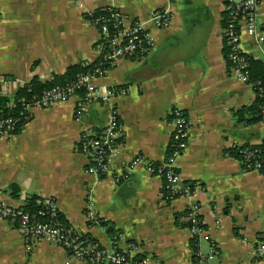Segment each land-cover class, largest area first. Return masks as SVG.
<instances>
[{
	"label": "crops",
	"instance_id": "0c3cea01",
	"mask_svg": "<svg viewBox=\"0 0 264 264\" xmlns=\"http://www.w3.org/2000/svg\"><path fill=\"white\" fill-rule=\"evenodd\" d=\"M224 0H85L87 8L116 7L131 21H147L155 10H169L165 29L148 26L155 49L144 62L123 59L92 84L127 89L113 102L123 127L122 145L100 176L86 172L80 150L83 132H100L107 108L90 104L75 120L80 94L71 100L35 108L23 130L0 139V197L24 207L32 197H54L61 214L77 232L112 250L108 233L91 224L95 212L123 235L122 249L138 244V255L162 264H194L190 233L184 226L189 203L199 214L219 256L210 264H264V175L244 172L233 145L264 144V121L239 122L236 112L252 106V84L231 74L223 39ZM71 0H0V97L13 99L34 78L43 83L71 66L99 59V32ZM257 22L264 30V0ZM241 48L264 66V43L244 29ZM180 108L189 120V146L177 169L184 183L195 184L190 197L162 199V179L138 157L161 162L170 153V113ZM19 190L18 197L13 189ZM92 200V202H91ZM204 253L209 245H201ZM0 264H89L47 240L29 249L17 226L0 219Z\"/></svg>",
	"mask_w": 264,
	"mask_h": 264
},
{
	"label": "built area",
	"instance_id": "2783aa9c",
	"mask_svg": "<svg viewBox=\"0 0 264 264\" xmlns=\"http://www.w3.org/2000/svg\"><path fill=\"white\" fill-rule=\"evenodd\" d=\"M84 11V17L98 29L99 59L94 71L79 74L68 84L55 85L44 90L40 95L32 96L28 101L22 99L23 117L32 119L35 108H47L63 103L80 95L75 109V120L81 121L90 104H103L107 108V123L100 132L87 129L80 139V150L88 156L89 164L86 172L103 174L110 160L118 153L123 139V127L118 108L113 98L126 95L127 89H102L93 86L95 79L107 75L109 70L123 59L144 62L155 49V38L148 26L165 29L170 26L172 15L169 10H155L147 21H131L116 7L92 10L86 7L85 0H71ZM224 30L223 39L227 50V61L234 78L251 84L249 79V59L241 48L243 29L253 35L258 43H264V30L257 22V10L260 0H224ZM101 12V13H100ZM264 121V110H263ZM18 120L0 118V139L14 134ZM169 126L172 128L170 153L161 162L145 160L138 156L127 167L131 172L140 163L146 165L148 172L162 179V199L171 202L179 197H190L195 187L184 183L177 169L179 159L189 146V120L187 113L175 108L170 113ZM262 145V144H261ZM261 145L236 144L231 148L236 150L237 159L244 172H257L264 175V147ZM92 202V200H91ZM41 207L34 212H27L24 207L9 203L0 197V219L14 223L21 232L29 249L39 240H47L64 248L75 259L89 264H162L159 259L149 255H138L139 246L130 242L122 249L123 235L114 226V234L108 233L109 222L100 219L95 212L87 214L91 224H99L108 233L112 250L107 251L98 242L85 237L69 227L62 220L56 198L44 197ZM184 222L190 233L194 264H210L216 259L220 250L213 242L199 214V206L191 202L186 208ZM209 245L208 252L202 251L201 245ZM257 258L264 257V247L256 249Z\"/></svg>",
	"mask_w": 264,
	"mask_h": 264
},
{
	"label": "trees",
	"instance_id": "16d2710c",
	"mask_svg": "<svg viewBox=\"0 0 264 264\" xmlns=\"http://www.w3.org/2000/svg\"><path fill=\"white\" fill-rule=\"evenodd\" d=\"M101 13V12H100ZM247 56V55H246ZM248 57V56H247ZM249 59V57H248ZM249 79L251 84L254 86V89L257 93L256 102L249 107L241 108L236 112V116L239 122H247L249 124L263 121V110H264V66L260 62H252L249 59ZM98 61L94 64L87 66L77 65L71 66L65 75L61 77H56L51 82L43 83L40 79L34 78L30 83L21 87L13 99L0 97V118H13L18 120V123L15 129L11 132L12 134L20 133L24 126L29 122L21 112L24 111L21 100L26 99L27 101L35 95H40L44 90L50 89L55 85H64L73 82L79 74L94 71L97 67ZM81 96L84 94L82 91L78 92ZM264 147V144L261 145ZM233 155L237 157L236 150H230ZM189 184V183H188ZM194 186L195 184H189ZM19 190L14 187L13 195L18 197ZM41 200L35 197H32L28 200L27 204L24 206V210L27 212L37 211L41 207ZM62 220L65 224L71 227L64 216L62 215ZM186 224H184L185 226ZM108 233L114 234V225L109 222L108 224ZM85 237L90 238L85 235ZM93 240L92 238H90ZM95 241V240H93ZM97 242V241H95Z\"/></svg>",
	"mask_w": 264,
	"mask_h": 264
}]
</instances>
